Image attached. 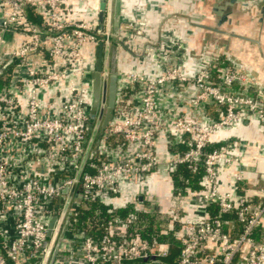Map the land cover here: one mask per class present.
<instances>
[{"label": "built area", "instance_id": "obj_1", "mask_svg": "<svg viewBox=\"0 0 264 264\" xmlns=\"http://www.w3.org/2000/svg\"><path fill=\"white\" fill-rule=\"evenodd\" d=\"M25 7L39 17L40 25L26 22L23 31L27 39L10 57L25 66L24 74L12 87L0 89V219L11 215L14 229L12 236L0 229V264H40L43 259L49 241L46 224L52 215L57 220L61 213L92 127L88 123L90 84L85 88L81 81L89 72L81 46L86 42L104 44L110 36L104 26L96 31L83 20L71 18L69 0H0V26L6 28L25 19ZM126 27L131 28V23ZM173 46L175 42L168 43L172 54L159 58L163 69L155 76L126 71L121 73V81L117 78L112 118L88 151L61 221L66 216L69 219L66 252L73 264H167L168 243L155 237L142 239L133 233L115 241L110 228L122 220L116 216L105 221L97 239L72 222L77 210L93 201L117 208L110 197L119 180L137 183L149 173L166 179L177 165L191 173L202 169L199 201L204 210L198 220L179 224L172 264H198L202 258L207 264H264V173L256 179V195L248 193L240 170L225 175L231 184L228 189H219V168L237 159L232 142L205 149L211 134L249 117L262 119L264 91L246 66L217 55L209 56L187 74L177 66L179 55ZM46 57L55 69L33 66L34 61ZM219 61L226 64L218 65ZM3 64L6 62L0 58V71ZM68 73L76 75L77 81L60 97L56 114L44 115L39 89ZM184 83L194 89L180 99L184 110L203 112V106L211 104L219 107V117L201 120L196 114L186 116L177 106L165 115L159 95L169 94ZM24 91V110L19 117L17 95ZM174 101H179L176 96ZM159 132L170 135L173 146L184 142L186 148L159 154ZM29 143L34 145L31 153L24 154L16 165L12 163L7 153L22 151ZM35 168H41V173ZM64 188L66 193L61 192ZM156 205V198H147L138 210L156 212ZM132 219L128 215V220Z\"/></svg>", "mask_w": 264, "mask_h": 264}, {"label": "crops", "instance_id": "obj_2", "mask_svg": "<svg viewBox=\"0 0 264 264\" xmlns=\"http://www.w3.org/2000/svg\"><path fill=\"white\" fill-rule=\"evenodd\" d=\"M72 7L71 18L83 20L92 30H101L98 25L99 0H69ZM241 0H120V30L114 36L110 32L109 45L116 46V67L121 81V73L134 71L148 77L155 76L163 69L160 57L163 54H172L168 47L169 42H175L178 58L177 66L187 74H191L209 56L217 55L220 58L239 62L246 66L257 85L264 91V16L255 13L254 9L242 10ZM227 13L222 22L218 18ZM105 19V17H104ZM1 20V14H0ZM37 24H40L39 18ZM25 19H18L14 24L6 28L0 26V58L11 65L8 83L11 87L14 80L23 76L25 66L20 65L10 58L13 51L21 42L27 39L23 31ZM131 23L133 28L140 30V35L135 34L134 29L127 28ZM96 43L86 42L81 46L84 63L90 72L93 67ZM172 47V48H173ZM183 56V57H182ZM186 56V57H185ZM39 70H52L56 68L48 57L43 61H34L33 66ZM89 72L81 77L85 88L89 86ZM77 76L68 73L64 79L39 89L38 101L41 112L44 115L56 114L58 102L62 95H66L68 88L77 81ZM121 84V82H120ZM6 85V86H7ZM5 86V87H6ZM194 92L190 83H184L171 93L160 94L159 105L166 115L167 111L182 108L186 116L198 115L201 120H213L219 117V107L205 104L203 112L191 113L184 110L180 99ZM179 100L174 101V97ZM26 93L17 95L19 109L17 115L23 113V105ZM172 137L165 132H159L156 140V151L159 154H169L174 148L183 150L185 143L171 144ZM226 142H232V152L237 159L219 168L217 178L219 189H228L230 181L225 175H231L237 170L242 171L246 179L248 193L256 195V182L261 173H264V120L257 117H249L231 128L223 129L211 134L208 145L216 148ZM34 145L27 144L21 150H10L7 153L9 160L15 165L27 152L31 153ZM31 157V156H28ZM30 159V158H29ZM35 164V161L32 162ZM30 168L34 170L31 166ZM17 169H19L17 167ZM30 169V170H31ZM31 170V171H32ZM41 173V168H35ZM34 172V171H32ZM172 175V173H171ZM171 175L166 179L157 177L154 173L147 174L137 183H130L126 179L118 182L116 192L111 194L110 201L119 207L131 206L129 212L146 213L154 216L157 228L162 234L171 233L177 241L179 224L181 222L196 221L204 208L199 201L201 190V178L197 180L195 188L175 186V179ZM147 198L157 199V211L143 212L138 210L140 203H146ZM255 198V196H253ZM208 210H211L209 207ZM176 214L177 218L173 216ZM131 215V214H129ZM133 215V214H132ZM120 218V216H117ZM120 223H115L110 228L111 237L115 241H121L130 236L129 228L133 221L128 220V215L123 216ZM0 229L7 235H14L11 215L0 219ZM70 231L65 232L58 247L52 264H73L67 257V244ZM164 243V242H163ZM168 244V251H169ZM178 241L175 246L176 252ZM198 264H207L202 258Z\"/></svg>", "mask_w": 264, "mask_h": 264}, {"label": "water", "instance_id": "obj_3", "mask_svg": "<svg viewBox=\"0 0 264 264\" xmlns=\"http://www.w3.org/2000/svg\"><path fill=\"white\" fill-rule=\"evenodd\" d=\"M234 1L235 0H231V2ZM239 5L242 10H247L248 12H250V9H254L255 13L260 16L259 20L264 16V0H241ZM98 8L99 27L102 28L104 26L107 33L111 32V34L115 36L120 24V0H99ZM226 17L227 13H223L218 18V22H222ZM116 55L117 52L115 45H109L108 41L104 44H97L93 67L89 72L91 101L88 109V123L89 125H92L91 131L79 167L75 174V180L68 192L66 188L61 191L62 193L67 192L61 213L57 220L56 216L52 215L46 224V236L49 237V241L40 264H52L54 260L61 239L67 229L68 217H64L63 222L61 221L72 190L75 186V181L80 173L92 143L97 142V137L102 133L103 129L112 118L118 78ZM262 119L264 120V116ZM33 264H39V262L35 261Z\"/></svg>", "mask_w": 264, "mask_h": 264}, {"label": "trees", "instance_id": "obj_4", "mask_svg": "<svg viewBox=\"0 0 264 264\" xmlns=\"http://www.w3.org/2000/svg\"><path fill=\"white\" fill-rule=\"evenodd\" d=\"M24 15L30 20L31 23L36 25L39 22L36 18H39L29 7L24 8ZM40 21V19H39ZM14 60L3 64V69L0 71V89L5 87L8 83V75ZM226 64V62H218V65ZM215 70V69H214ZM213 70V73L215 71ZM206 150L213 149V145H208ZM202 169L198 168L196 172L191 173L183 165H177L172 172L171 177L175 179V186L181 188L191 187L195 188L197 185V180L201 178ZM131 206L126 205L119 208H111L109 205H104L100 202H90L85 205V208L78 209L75 215V220L72 222L73 226L79 229L85 230L93 239H97L103 233V226L107 219L113 216H127L132 215L133 226L129 228L130 234L137 233L142 239H150L155 237L159 242H164L169 244V251L167 257L164 261L167 264H172L174 258L176 257L175 246L177 241L173 238L172 234L166 233L162 234L157 228L155 218L152 215L146 213H132L129 212ZM132 210V209H131Z\"/></svg>", "mask_w": 264, "mask_h": 264}, {"label": "flooded vegetation", "instance_id": "obj_5", "mask_svg": "<svg viewBox=\"0 0 264 264\" xmlns=\"http://www.w3.org/2000/svg\"><path fill=\"white\" fill-rule=\"evenodd\" d=\"M99 97H100V95H99ZM105 100H106V97H105Z\"/></svg>", "mask_w": 264, "mask_h": 264}]
</instances>
